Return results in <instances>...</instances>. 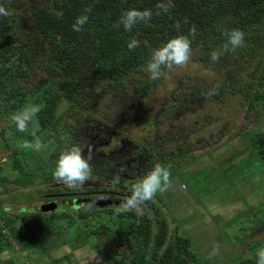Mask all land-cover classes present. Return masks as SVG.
<instances>
[{"label":"rangeland","instance_id":"374dc122","mask_svg":"<svg viewBox=\"0 0 264 264\" xmlns=\"http://www.w3.org/2000/svg\"><path fill=\"white\" fill-rule=\"evenodd\" d=\"M51 2L0 0L9 13L11 37L4 46L7 61L0 57V222L7 231L2 234L6 237L0 235V264H113L119 256L116 252L125 248L116 246L121 223L109 213L111 209H99L114 206L111 195L98 198L90 193L78 202L62 197L61 204L47 202L54 206L51 210L41 209L49 206L43 202L44 193L60 190L59 186L73 190L52 176L59 154L72 145L90 157L91 178L84 184L88 191H117L116 174L132 185L156 164L168 167L171 186L148 201L165 222L166 239L186 237L189 251L206 264H257L258 252L264 250V49L260 46L258 64L243 60L248 58L246 50L259 41L257 23L241 25L244 38L254 33L253 40L245 39L244 47L225 53L215 63L210 62V53L221 49L218 40L223 45L224 35L215 31L206 44L196 38L188 63L165 69L166 75L157 80L150 79L146 68L159 48L153 45L147 62L128 72L129 82L120 88L93 72L83 57L65 69L52 57L43 36L32 43L34 11L52 9ZM243 10L244 5L226 17L218 15L215 25L224 27ZM233 67L236 74H230ZM7 68L24 73L11 75ZM60 75L81 76L90 99L76 103L75 109L61 97L55 99L52 90ZM132 80H143L148 88L139 92L142 84L133 85ZM49 99L54 117L46 127L39 125L36 115L27 131L18 132L12 114ZM44 130H51L48 134L58 150L51 146L46 166L29 167L18 153L36 137L42 141ZM120 141L126 143L121 146ZM90 197L98 198L96 205ZM118 198L121 202L125 196ZM142 210L152 215L148 206ZM63 212L69 214L56 216ZM36 215L58 223L59 233L43 229L49 225L44 220L34 229ZM127 240L125 244L133 241ZM259 241L263 242L255 245ZM214 246L219 252L212 255Z\"/></svg>","mask_w":264,"mask_h":264},{"label":"trees","instance_id":"16d2710c","mask_svg":"<svg viewBox=\"0 0 264 264\" xmlns=\"http://www.w3.org/2000/svg\"><path fill=\"white\" fill-rule=\"evenodd\" d=\"M160 2L161 0H52V9L40 7L34 11L33 25L29 30L32 34L31 41L35 44L37 36H43L51 48L52 57L62 61L65 69L76 64L78 59L83 57L85 65H89L93 72L105 76L109 83L115 81L122 88L126 84L125 82H129L127 73L136 70L147 62L149 49L153 45L161 47L169 39L178 35H185L191 40L192 49L198 43L196 38H202L206 44L205 40H208L215 31H218V35H223L226 30L239 29L246 22H256L257 32L260 35L259 41L256 42V46L246 50L248 58L244 57L243 60L246 62L255 60L257 64L261 62L258 57L262 51H260V46L264 49V20H261L264 19V0H171L169 11L160 12L157 15L159 10L156 6ZM243 5V12L236 16L234 21L226 23L224 27L215 25V19L218 15L221 14L226 17ZM88 7L91 8V11L85 13L84 9ZM130 9H148L152 11L153 15L148 22L138 23L131 32H127L122 25L120 27L115 25L118 23L121 14ZM81 14L88 15L89 19L83 26V30L77 32L73 30L72 25ZM177 23L179 28L176 27ZM193 27L196 29L194 38L189 36V31ZM253 35L254 33H250L245 39L253 40ZM10 38L7 18L0 16V57L3 58V62L7 61L4 55L6 52L4 46L9 44ZM132 38L139 41V46L130 51L127 48V42ZM218 42L222 48V41L219 39ZM253 56L254 59H252ZM237 65L242 68L243 64L239 61ZM209 69L213 70L212 68ZM237 70L233 67L230 69V74H236ZM7 71L11 75L15 74V76L24 73L22 69L17 68H7ZM78 78L80 79L81 76L68 78L60 75L57 79L58 84H54L52 90L56 94L55 99L61 97L60 99L73 109H75L76 103L91 97V94L87 96L84 89V85L87 83L81 79V82L78 83ZM131 83L133 85L142 84L137 87L139 92L148 88L147 82L143 80H137L136 83L135 80H132ZM53 104L51 99L43 102L42 110L37 114L38 123L41 127H46V124L54 117L50 112L53 109ZM55 124L57 125V123ZM48 132L51 130H44L42 136V142L50 144L49 148H45L46 150L44 149L39 153L30 150V148H25L22 152H17L25 165L39 167L41 164H45L46 166V158L51 156V146L54 150H58L59 145L52 142V136ZM65 132L67 133L66 130ZM71 134L68 131V136ZM48 137H51V141L47 140ZM64 141L65 138L61 142ZM262 150L264 151V144ZM121 182L128 189L132 183L130 181L125 184L123 180ZM112 202L114 206L99 209H111L109 213L116 216L121 223V228L117 229L116 232V246L125 245V248L116 252L119 256H116L113 264H206L203 259L189 251L187 247L189 243L186 237L175 236L171 240L166 239L165 222L159 219L162 217L158 216V208L151 205L150 202H146L145 206L149 207L147 212L152 215L147 214L146 210H142V214L133 211L117 215L115 209L121 202L117 200L115 203L114 199ZM94 205L96 204L94 203ZM62 214L69 213L63 212L56 216L61 217ZM52 216L57 220L58 217ZM32 217L34 229L43 225L44 222L41 221L44 220L50 226H43V229L49 231L51 228L52 231L59 233L58 223L56 225L49 217L42 219L37 215ZM13 233L16 239V231ZM0 235L6 237L1 232ZM128 237L132 238L133 241L125 244L124 242H128ZM2 245H5V241H2Z\"/></svg>","mask_w":264,"mask_h":264},{"label":"clouds","instance_id":"9594fccd","mask_svg":"<svg viewBox=\"0 0 264 264\" xmlns=\"http://www.w3.org/2000/svg\"><path fill=\"white\" fill-rule=\"evenodd\" d=\"M171 0H161L157 4V15L160 12H168ZM91 8H85L84 12L88 13ZM9 13L0 6V16H7ZM152 11L130 9L124 11L116 27L123 26L124 30L131 32L132 29L141 22H148L152 18ZM88 15L81 14L75 19L72 27L74 31H82L83 26L88 22ZM179 28V24L176 25ZM196 29L193 27L189 31V36L195 37ZM225 42L220 50H214L210 53V62H217L222 55L228 52H234L245 45V34L239 29L226 30L223 33ZM191 40L188 36L178 35L169 39L161 47L155 49L149 62L146 65L147 71L150 73V79L157 80L166 75L165 69L171 70L175 67L185 66L191 56ZM139 46V41L132 38L127 42V48L131 51ZM212 94V93H210ZM42 110V105L25 106L23 109L12 114L10 117L11 122L14 124L18 132H25L28 126L33 122L34 117ZM22 147L30 148L34 151H42L46 145L36 137L32 143L22 145ZM92 151L91 148L88 150ZM90 157L86 158L84 151L77 145H72L65 148L58 156L55 168L53 170V179L66 185L71 189L81 188L85 182L91 178L92 169L89 163ZM124 169L121 168L120 172ZM171 172L168 167L161 164H156L151 171L144 175L138 182L133 183L128 192L130 195L125 196L115 212L117 215L121 213L137 212L142 214L141 209L145 206L146 202L154 199L157 192L166 191L171 186L170 180ZM120 175L116 174L113 177V183H119ZM89 207H91L89 205ZM219 247L214 246L212 255L218 254ZM257 264H264V250L259 251L257 255Z\"/></svg>","mask_w":264,"mask_h":264},{"label":"flooded vegetation","instance_id":"af4514ba","mask_svg":"<svg viewBox=\"0 0 264 264\" xmlns=\"http://www.w3.org/2000/svg\"><path fill=\"white\" fill-rule=\"evenodd\" d=\"M105 142V141H104ZM121 142V146H123L126 142H124V141H120ZM94 153H97L96 155H100L101 153L100 152H98V151H94ZM132 159V158H131ZM121 180H123V181H125V184H126V182H128V179L127 178H125V179H121ZM121 180H120V183L119 184H116L117 186H118V190L119 191H121V190H125V189H127L128 190V188H127V186H124L123 185V183L121 182ZM61 184V183H60ZM116 186V187H117ZM58 188H60V190H56V191H50V192H47V193H44L43 194V197H45V200L43 201V202H46V204H47V202H49L50 200H53V201H58L59 202V204H61V203H63L64 201H63V199H62V197H68L69 199H67V200H69V202H70V200L71 199H75V198H77L78 200H76L77 202L79 201V200H81V198L83 197V196H85V195H90V193H93V194H95V193H97L99 196H98V198L99 197H104V196H106V194H108V196L109 197H113L112 199H114V201H115V203L117 202V198L118 197H120V196H127V195H130L128 192H118V190L117 191H113V190H108V191H100V190H96V191H88V190H86L85 189V187H84V185L81 187V188H79V189H73V190H66L64 187H61V186H59ZM111 195V196H110ZM81 197V198H80ZM117 197V198H116ZM98 198H95V197H90V199L89 200H91V201H93V203H95L96 204V202H97V200L96 199H98ZM107 198V197H106ZM56 207H58V206H56ZM55 207V208H56ZM100 208H102V207H100ZM57 210V209H56Z\"/></svg>","mask_w":264,"mask_h":264},{"label":"built area","instance_id":"2783aa9c","mask_svg":"<svg viewBox=\"0 0 264 264\" xmlns=\"http://www.w3.org/2000/svg\"><path fill=\"white\" fill-rule=\"evenodd\" d=\"M0 232H1L2 234H6V233H7L6 229L1 225V222H0ZM28 261H29V260H28ZM25 264H32V262L29 261V262H26Z\"/></svg>","mask_w":264,"mask_h":264},{"label":"water","instance_id":"95a60500","mask_svg":"<svg viewBox=\"0 0 264 264\" xmlns=\"http://www.w3.org/2000/svg\"><path fill=\"white\" fill-rule=\"evenodd\" d=\"M47 204H49V206L48 205H45L46 207H44V205L41 207V209H48V210H51L54 206H50V203H47ZM263 241H264V239H263ZM263 241H259L258 243H256L255 245H257V244H259V243H261V242H263Z\"/></svg>","mask_w":264,"mask_h":264}]
</instances>
